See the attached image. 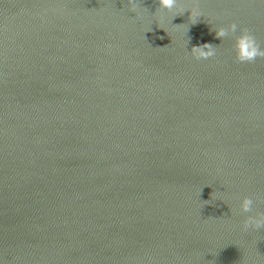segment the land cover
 I'll use <instances>...</instances> for the list:
<instances>
[{
	"label": "water",
	"instance_id": "obj_1",
	"mask_svg": "<svg viewBox=\"0 0 264 264\" xmlns=\"http://www.w3.org/2000/svg\"><path fill=\"white\" fill-rule=\"evenodd\" d=\"M140 4L0 0L3 264H264L235 212H264V58ZM200 6L264 47V0ZM204 43L217 55L192 59Z\"/></svg>",
	"mask_w": 264,
	"mask_h": 264
},
{
	"label": "clouds",
	"instance_id": "obj_2",
	"mask_svg": "<svg viewBox=\"0 0 264 264\" xmlns=\"http://www.w3.org/2000/svg\"><path fill=\"white\" fill-rule=\"evenodd\" d=\"M156 8L151 14V24L156 26L165 22L173 27L171 21L187 13V28L200 22L201 18L211 25V31L214 32L215 38L221 42L227 38H231V52L234 62L238 64H250L257 59L264 58V47L252 32L241 26L238 22H230L226 25L213 24L212 21L206 20L205 11L201 8L202 0H155ZM126 10L131 17L140 20L144 17L147 9L141 6L140 0H126ZM183 25V24H181ZM163 29V27H158ZM217 47L208 43L191 47L188 51L194 60H208L217 55ZM254 203H260L259 197H242L239 200L238 207L235 209L237 214H243V219L239 224L241 232H258L264 230V212L257 211ZM228 206V205H227ZM229 209V208H228ZM0 264L3 261L0 260Z\"/></svg>",
	"mask_w": 264,
	"mask_h": 264
}]
</instances>
